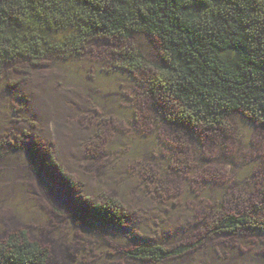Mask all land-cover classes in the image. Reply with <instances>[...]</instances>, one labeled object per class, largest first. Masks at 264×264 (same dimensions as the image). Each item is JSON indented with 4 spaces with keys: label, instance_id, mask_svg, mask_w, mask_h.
Masks as SVG:
<instances>
[{
    "label": "rangeland",
    "instance_id": "rangeland-1",
    "mask_svg": "<svg viewBox=\"0 0 264 264\" xmlns=\"http://www.w3.org/2000/svg\"><path fill=\"white\" fill-rule=\"evenodd\" d=\"M123 53L141 66L125 68ZM162 64L157 40L138 33L3 65L0 240L25 230L46 264H155L127 252L188 240L202 242L158 264H264V231L206 233L263 198L264 126L241 112L214 129L181 123L155 84ZM107 198L122 223L87 216L86 201Z\"/></svg>",
    "mask_w": 264,
    "mask_h": 264
},
{
    "label": "trees",
    "instance_id": "trees-1",
    "mask_svg": "<svg viewBox=\"0 0 264 264\" xmlns=\"http://www.w3.org/2000/svg\"><path fill=\"white\" fill-rule=\"evenodd\" d=\"M63 31L68 34L54 38ZM138 33L158 42L163 64L155 68V84L175 105L181 123L214 129L241 112L264 126V0H0V76L3 65L17 58L38 61L76 51L91 38L129 39ZM120 58L128 70L141 66L135 55ZM3 153L0 141V158ZM262 194L242 211L220 213L206 233L264 231ZM85 205L93 219L122 223L124 209L115 198ZM201 242L148 243L127 254L158 264ZM48 258V248L25 230L0 240V264H46Z\"/></svg>",
    "mask_w": 264,
    "mask_h": 264
}]
</instances>
